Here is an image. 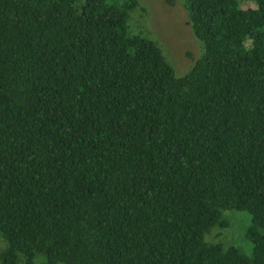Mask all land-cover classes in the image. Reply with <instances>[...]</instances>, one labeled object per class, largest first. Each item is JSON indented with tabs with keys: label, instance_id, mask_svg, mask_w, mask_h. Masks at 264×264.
Wrapping results in <instances>:
<instances>
[{
	"label": "trees",
	"instance_id": "obj_1",
	"mask_svg": "<svg viewBox=\"0 0 264 264\" xmlns=\"http://www.w3.org/2000/svg\"><path fill=\"white\" fill-rule=\"evenodd\" d=\"M182 2L176 76L136 0H0V264H264V0Z\"/></svg>",
	"mask_w": 264,
	"mask_h": 264
},
{
	"label": "rangeland",
	"instance_id": "obj_2",
	"mask_svg": "<svg viewBox=\"0 0 264 264\" xmlns=\"http://www.w3.org/2000/svg\"><path fill=\"white\" fill-rule=\"evenodd\" d=\"M127 24L129 34L147 37L159 47L176 76L188 72L202 55L203 46L193 34L182 0H136ZM222 215L227 225L213 227L205 235L206 242L234 245L248 255L250 244L244 228L249 225V216L236 211H223ZM4 246L0 237V252Z\"/></svg>",
	"mask_w": 264,
	"mask_h": 264
}]
</instances>
